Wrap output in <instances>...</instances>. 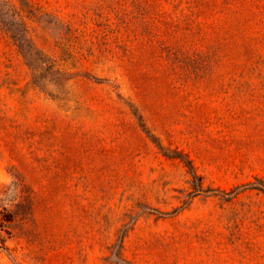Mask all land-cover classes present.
Returning <instances> with one entry per match:
<instances>
[{
	"label": "rangeland",
	"instance_id": "obj_1",
	"mask_svg": "<svg viewBox=\"0 0 264 264\" xmlns=\"http://www.w3.org/2000/svg\"><path fill=\"white\" fill-rule=\"evenodd\" d=\"M0 264H264V0H0Z\"/></svg>",
	"mask_w": 264,
	"mask_h": 264
},
{
	"label": "trees",
	"instance_id": "obj_2",
	"mask_svg": "<svg viewBox=\"0 0 264 264\" xmlns=\"http://www.w3.org/2000/svg\"><path fill=\"white\" fill-rule=\"evenodd\" d=\"M187 162V165L189 166V170L191 171V172H193L192 171V166H191V164H190V162L189 161H186ZM194 174V173H193Z\"/></svg>",
	"mask_w": 264,
	"mask_h": 264
}]
</instances>
